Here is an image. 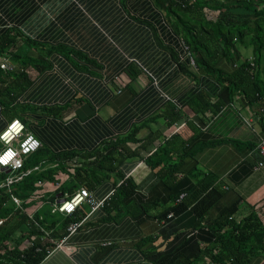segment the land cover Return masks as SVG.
<instances>
[{"label":"crops","instance_id":"crops-1","mask_svg":"<svg viewBox=\"0 0 264 264\" xmlns=\"http://www.w3.org/2000/svg\"><path fill=\"white\" fill-rule=\"evenodd\" d=\"M8 28L31 39V46L21 44L19 54L32 57L33 76L8 105L17 109L18 118L25 119L27 130L49 153L38 169L61 164L70 172L39 184L48 192L45 199L70 182L78 164L75 155L60 162L49 156L91 153L144 123L140 135L167 134L174 128L165 129L163 114L173 101L198 131L195 143H205L192 161L227 190L220 205L236 201V219L253 209L264 222V165L255 167L261 159L257 144L264 137V114L259 116L257 105L250 108L239 99L201 120L184 105L200 92L214 99L217 83L192 68L181 40L152 0H0V36ZM2 106L0 132L11 120ZM157 115L161 116L153 119ZM245 118L252 119L250 125ZM124 168L141 193L148 194L155 179L150 167L132 160ZM112 181L103 179L92 186L86 180L76 191L86 187L103 198L113 192ZM65 195L59 190L40 209L52 207ZM117 206L92 212L65 240L71 251L55 249L39 264H154L143 255L146 246L138 244L143 236L168 228L167 222L151 230ZM88 211L83 204L78 214ZM165 242L160 236L156 240L161 248ZM250 264H264V255H256Z\"/></svg>","mask_w":264,"mask_h":264},{"label":"trees","instance_id":"trees-1","mask_svg":"<svg viewBox=\"0 0 264 264\" xmlns=\"http://www.w3.org/2000/svg\"><path fill=\"white\" fill-rule=\"evenodd\" d=\"M152 4L163 10L182 46H188L194 59L192 68L217 83L214 99L200 92L184 105L201 120L239 99L250 108L257 105L259 116L264 114V0H152ZM31 42L15 28L6 29L0 36V103L10 119L18 118V114L8 103L32 81V57L19 54L21 44L31 46ZM242 47L250 52L242 53ZM2 62L14 67L4 68ZM169 104L167 114H163L165 129H174L167 134L149 131L140 135L144 123L91 153L49 156L59 162L77 156L70 182L55 193L62 190L64 198H69L86 180L95 186L113 178V192L105 210L118 203L125 214L134 215L139 224L145 223L151 230L160 227L161 221L169 226L141 238L138 248L146 246V260L154 264H250L256 255H264V222L253 209L236 219V201L220 205L227 192L223 183L206 177L199 163L192 161L205 143H195L198 131L191 128L190 118L173 101ZM48 155L40 145L17 172L22 174L20 180L8 186L1 182L9 171L0 168V264H39L65 234L67 225L81 217L78 210L65 214L48 205L40 209L46 200H54L55 193L45 199L48 192L38 181L50 182L55 174L70 173L61 164L33 170ZM132 160H142L152 170L155 179L148 194L141 193L124 171ZM27 170L29 173L24 174ZM13 195L20 198V205L13 202ZM159 236L166 239L163 248L156 244Z\"/></svg>","mask_w":264,"mask_h":264},{"label":"built area","instance_id":"built-area-1","mask_svg":"<svg viewBox=\"0 0 264 264\" xmlns=\"http://www.w3.org/2000/svg\"><path fill=\"white\" fill-rule=\"evenodd\" d=\"M183 48L187 50L186 52L190 57V63L194 65V59L190 51L188 50V46L186 44H183ZM1 66L10 69L14 67V65L10 64L9 62H2ZM261 111H264V109H261ZM245 119L246 122L250 125L252 119ZM13 125H15V127H13ZM5 132L8 133V136L4 135ZM0 142L2 144L0 157H3L5 153L9 152V150H11L12 153V155L7 158L6 162L0 160V168L7 169V171H9V175L4 179V181L1 182V185L8 186L13 181L20 180L22 174H18L17 172L22 169L26 157L29 154L35 152L38 147H40L41 142L35 135L27 130L26 125L19 118L11 119L6 127L0 132ZM257 148L261 154V159L258 160L255 167L260 168L264 165V137L259 140ZM36 169H38V166L33 167V170ZM29 171L30 170H27L24 174L29 173ZM38 183L41 184L42 181H38ZM111 193L104 196L103 198H96L88 188L81 187L69 198L62 197L56 202L52 203L53 211L58 210L59 212L65 214H72L76 212L82 207L83 204L88 205L89 211L84 213L78 220L72 221L67 225L65 234L62 236V238H59L55 241L56 245L51 251L55 249H64L66 251H71V248L69 246L64 245L67 237L74 233L92 212L97 209L104 208ZM11 198L16 205H20L21 200L19 197L13 195ZM65 205H71V207H65ZM2 221L3 219H0V223H2ZM39 238L42 240L44 236H40Z\"/></svg>","mask_w":264,"mask_h":264},{"label":"snow or ice","instance_id":"snow-or-ice-1","mask_svg":"<svg viewBox=\"0 0 264 264\" xmlns=\"http://www.w3.org/2000/svg\"><path fill=\"white\" fill-rule=\"evenodd\" d=\"M13 127H15V125H13ZM4 135L8 136V133L5 132ZM11 155H12V153L9 151V152L5 153L3 157H0V159L7 161V158L10 157Z\"/></svg>","mask_w":264,"mask_h":264},{"label":"rangeland","instance_id":"rangeland-1","mask_svg":"<svg viewBox=\"0 0 264 264\" xmlns=\"http://www.w3.org/2000/svg\"><path fill=\"white\" fill-rule=\"evenodd\" d=\"M241 51H242V53H247V52H250V49L249 48H246V47H242L241 48ZM85 207H87V206H85Z\"/></svg>","mask_w":264,"mask_h":264},{"label":"clouds","instance_id":"clouds-1","mask_svg":"<svg viewBox=\"0 0 264 264\" xmlns=\"http://www.w3.org/2000/svg\"><path fill=\"white\" fill-rule=\"evenodd\" d=\"M11 152V150H9ZM0 160H3V159H0ZM4 162H6L5 160H3ZM65 207H71V205H65Z\"/></svg>","mask_w":264,"mask_h":264}]
</instances>
